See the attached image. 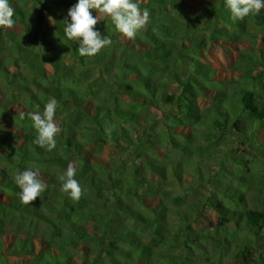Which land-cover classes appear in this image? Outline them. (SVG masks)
I'll list each match as a JSON object with an SVG mask.
<instances>
[{
  "label": "trees",
  "instance_id": "16d2710c",
  "mask_svg": "<svg viewBox=\"0 0 264 264\" xmlns=\"http://www.w3.org/2000/svg\"><path fill=\"white\" fill-rule=\"evenodd\" d=\"M136 2L146 27L130 39L99 16L111 43L81 57L63 33L76 0H10L15 23L0 29V264H264V209L246 201L254 189L264 196L255 90L264 9L233 22L224 0ZM215 46L236 52L230 66ZM50 98L61 131L47 151L26 114ZM69 162L78 201L60 191ZM28 167L46 189L25 205L14 177ZM204 208L218 220L194 225Z\"/></svg>",
  "mask_w": 264,
  "mask_h": 264
},
{
  "label": "clouds",
  "instance_id": "9594fccd",
  "mask_svg": "<svg viewBox=\"0 0 264 264\" xmlns=\"http://www.w3.org/2000/svg\"><path fill=\"white\" fill-rule=\"evenodd\" d=\"M224 7L230 11V19L236 22L249 15L258 16L264 9V0H224ZM14 11L10 0H0V29L11 28L14 25ZM98 16L110 17L115 29L130 39L149 22L148 9L142 10L136 0H76L62 20L63 33L68 40L79 41L76 52L81 57L94 56L111 43L110 37L101 35L100 30L95 27L99 21H102ZM49 20L53 24L56 22L52 17H49ZM57 106L58 101L50 98L44 104L42 112L26 114L31 119L32 127L36 132L33 143L47 151H52L56 147V135L61 131L54 122ZM24 117L25 113H21L20 118ZM75 176L76 169L69 162L58 180L61 182L60 191L66 193L73 201H78L82 189ZM14 182L20 189L19 200L25 205L40 198L46 189L45 182L40 178V169L35 167L18 171Z\"/></svg>",
  "mask_w": 264,
  "mask_h": 264
},
{
  "label": "rangeland",
  "instance_id": "374dc122",
  "mask_svg": "<svg viewBox=\"0 0 264 264\" xmlns=\"http://www.w3.org/2000/svg\"><path fill=\"white\" fill-rule=\"evenodd\" d=\"M99 17V16H98ZM47 22V19H46ZM213 51L215 55L220 59L224 65L230 66L232 62L234 61L236 57V52L233 51V49L222 47V46H215L213 47ZM255 75H258L256 72H254ZM255 90L258 91L259 95L261 96V99L264 101V87H261L256 85ZM240 140H237L236 143H234V146L237 147L236 150V156L243 158L248 154L247 148L245 145L240 144ZM111 148V147H109ZM244 176L248 177L247 171L244 170L242 173ZM203 191H205L204 188H202ZM263 193L260 192L259 189H254L249 196H247V205L250 207H256L260 209H264V196L262 195ZM198 221L194 223V225L197 224H205L209 221L216 222L219 218V212L217 210H212L210 208H204V209H199L198 212ZM216 251H220L221 253H225V249L221 248ZM12 263H14V259L11 260ZM224 261L227 263H233L234 258L231 256L230 251H228L227 248V255L224 258Z\"/></svg>",
  "mask_w": 264,
  "mask_h": 264
}]
</instances>
